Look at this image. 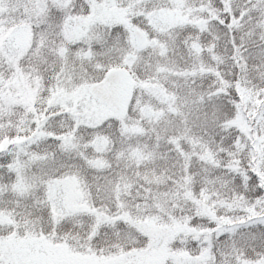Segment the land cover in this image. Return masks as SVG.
Instances as JSON below:
<instances>
[{"label": "snow or ice", "instance_id": "obj_1", "mask_svg": "<svg viewBox=\"0 0 264 264\" xmlns=\"http://www.w3.org/2000/svg\"><path fill=\"white\" fill-rule=\"evenodd\" d=\"M0 264H264V0H0Z\"/></svg>", "mask_w": 264, "mask_h": 264}]
</instances>
